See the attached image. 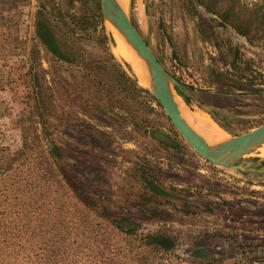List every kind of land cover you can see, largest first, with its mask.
I'll return each instance as SVG.
<instances>
[{"label": "rangeland", "instance_id": "rangeland-1", "mask_svg": "<svg viewBox=\"0 0 264 264\" xmlns=\"http://www.w3.org/2000/svg\"><path fill=\"white\" fill-rule=\"evenodd\" d=\"M40 1L66 50L70 42L57 24L59 10L70 16L88 14L97 0H28L22 7L21 33L29 49L37 51L35 66L50 103L48 136L62 155L60 173L75 193L91 211L136 230L137 239L165 247L154 264H264L263 150L246 156L255 160L249 170L206 160L151 93L132 95L115 83L112 70L95 67L93 61L106 54L94 36L73 39L87 69L81 62H60L36 33ZM119 1L158 60L188 93V102L178 95L186 117H207L225 139L264 124L262 43L236 32L198 0ZM106 27L114 38V54L137 76L130 61L117 52V37L133 50L109 24ZM99 74L109 78L100 81ZM0 100L9 111L0 115V148L17 150L22 139L15 121L26 109L23 84L12 83L0 92Z\"/></svg>", "mask_w": 264, "mask_h": 264}, {"label": "trees", "instance_id": "trees-1", "mask_svg": "<svg viewBox=\"0 0 264 264\" xmlns=\"http://www.w3.org/2000/svg\"><path fill=\"white\" fill-rule=\"evenodd\" d=\"M27 1L0 0V92L17 80L26 91V109L15 121L21 132V147L0 148V264H154L159 254L161 258L166 253L165 247L137 239L133 228L120 227L91 211L60 173L62 155L46 128L51 110L35 66L37 51L29 49L21 33L22 7ZM198 1L239 34L264 45V0ZM44 10L40 1L36 33L60 62H81L73 39L80 42L94 36L106 54L97 63L93 61L95 67L104 72L112 70L115 83L132 95L149 93L129 75L133 74L130 66L113 54L114 39L107 33L99 0L88 14L70 16L59 10L57 24L70 42L66 50L60 47L55 26L48 15L44 17ZM98 76L100 81L109 78L107 74ZM3 105L0 100V115L9 113ZM156 192L163 193L159 188Z\"/></svg>", "mask_w": 264, "mask_h": 264}, {"label": "water", "instance_id": "water-1", "mask_svg": "<svg viewBox=\"0 0 264 264\" xmlns=\"http://www.w3.org/2000/svg\"><path fill=\"white\" fill-rule=\"evenodd\" d=\"M101 11L105 26L109 22H113L118 28L121 37L132 48L138 58L145 62L149 85L142 86L137 76H133V74L131 75L128 72L129 75L138 85L143 88L146 87L145 89L156 98L176 130L186 142L198 154L216 166L234 170L251 169L249 164H252L255 160L246 156L264 146V124L241 135L224 138L222 141L216 143H209L182 116L180 102L177 100L178 95L183 96L185 99L188 93L158 60L150 46L132 23L124 5L119 0H101ZM107 33L112 36L108 30ZM113 45L114 43L111 44V48ZM115 57L119 62H124L116 55ZM252 170L254 169L252 168Z\"/></svg>", "mask_w": 264, "mask_h": 264}, {"label": "bare ground", "instance_id": "bare-ground-1", "mask_svg": "<svg viewBox=\"0 0 264 264\" xmlns=\"http://www.w3.org/2000/svg\"><path fill=\"white\" fill-rule=\"evenodd\" d=\"M109 25L116 32L119 33L118 28L116 27V25L113 22L112 23L109 22ZM119 35H120V33H119ZM116 49H117V52H119L123 57H125L128 61H130V63L132 64V66H133V68H134V70H135V72L139 78L140 83L142 85H145V84L149 85V80L147 78L148 77V71H147L145 62L139 58L142 61V66H143L142 67L141 61H139V59H137V57L135 56V52L131 51L126 46V44L124 43V41L120 37H117V48ZM147 82H148V84H147ZM180 109H181V106H180ZM181 113H182V116L190 123V125H192V124L195 125L198 129H200L204 133L205 138L209 143H216V142L222 141L224 139V138L220 137V135L222 133L221 129L217 128L216 125H213V123L207 117H204V116L198 115V114H191V113H187V117H186L184 115L182 109H181ZM194 129H196V128L194 127ZM259 149L263 150L261 155L264 156V146L260 147Z\"/></svg>", "mask_w": 264, "mask_h": 264}]
</instances>
